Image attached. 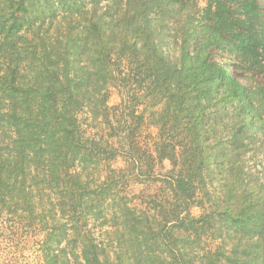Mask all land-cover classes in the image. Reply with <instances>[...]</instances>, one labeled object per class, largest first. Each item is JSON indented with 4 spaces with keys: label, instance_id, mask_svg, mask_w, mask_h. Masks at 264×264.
Wrapping results in <instances>:
<instances>
[{
    "label": "trees",
    "instance_id": "1",
    "mask_svg": "<svg viewBox=\"0 0 264 264\" xmlns=\"http://www.w3.org/2000/svg\"><path fill=\"white\" fill-rule=\"evenodd\" d=\"M192 1L0 0V223L38 264H264V86L211 53L263 66L264 18L209 0L178 42Z\"/></svg>",
    "mask_w": 264,
    "mask_h": 264
},
{
    "label": "rangeland",
    "instance_id": "2",
    "mask_svg": "<svg viewBox=\"0 0 264 264\" xmlns=\"http://www.w3.org/2000/svg\"><path fill=\"white\" fill-rule=\"evenodd\" d=\"M209 0H194L187 3L185 8L174 10L173 13L167 16L169 18L168 22L170 27L174 30V37L179 42L183 34L188 27L199 28L202 25L201 11L207 5ZM260 5L261 17L264 18V0H257ZM179 39V40H178ZM171 55L175 56L173 49H175V40L169 38ZM214 54L213 59L217 62H222L226 67L234 66L235 70L232 72L228 71L229 74L234 75L238 81L249 89H260L264 86V63L263 66L246 65L238 58L232 57L228 52H218V50L212 52ZM264 88V87H263ZM123 96L118 93L115 89H111V94L108 99V105L114 106L121 103ZM148 132L154 133V128H148ZM252 156V155H251ZM250 156V157H251ZM255 160H250L248 162V168L250 172L254 175L258 174L260 177L264 178V146L261 148L260 153L254 156ZM124 164L121 160L114 164V168H123ZM163 166L165 170L169 169L168 162H164ZM159 185H152L151 183H136L131 186V190L134 196H140L149 193H155L159 190ZM218 187L216 182L214 189ZM134 203V202H133ZM191 213L197 216L200 210L197 208H192ZM89 228L98 239L101 241L103 236L101 233L103 230L96 229L90 224ZM25 228H20L17 225H13L10 222L0 223V264H38L39 262V252L37 236L25 233Z\"/></svg>",
    "mask_w": 264,
    "mask_h": 264
}]
</instances>
